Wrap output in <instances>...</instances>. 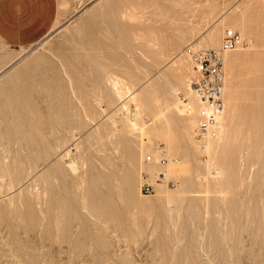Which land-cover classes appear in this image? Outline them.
<instances>
[{"label":"rangeland","instance_id":"obj_1","mask_svg":"<svg viewBox=\"0 0 264 264\" xmlns=\"http://www.w3.org/2000/svg\"><path fill=\"white\" fill-rule=\"evenodd\" d=\"M55 14L0 71V264H264V0H50ZM225 28L247 45L224 54V144L204 164L189 52ZM112 80L136 89L137 126ZM158 145L178 183L144 195Z\"/></svg>","mask_w":264,"mask_h":264},{"label":"built area","instance_id":"obj_2","mask_svg":"<svg viewBox=\"0 0 264 264\" xmlns=\"http://www.w3.org/2000/svg\"><path fill=\"white\" fill-rule=\"evenodd\" d=\"M244 44V40L238 31L225 28L222 32L218 48L190 51L192 76L189 87L194 95L197 106L195 138L201 143L206 138L217 136L218 117L224 109V63L223 54L234 50ZM203 159L206 157L202 155ZM168 162L164 155L163 147L157 146V155L147 154L143 163L147 166L163 167ZM178 180L170 177L165 169L154 173L143 171L140 174V191L149 195L155 192L157 184L175 186Z\"/></svg>","mask_w":264,"mask_h":264},{"label":"crops","instance_id":"obj_3","mask_svg":"<svg viewBox=\"0 0 264 264\" xmlns=\"http://www.w3.org/2000/svg\"><path fill=\"white\" fill-rule=\"evenodd\" d=\"M55 18L50 17V0H0V71L20 47L24 51L51 33Z\"/></svg>","mask_w":264,"mask_h":264},{"label":"bare ground","instance_id":"obj_4","mask_svg":"<svg viewBox=\"0 0 264 264\" xmlns=\"http://www.w3.org/2000/svg\"><path fill=\"white\" fill-rule=\"evenodd\" d=\"M133 16V15H132ZM220 17H221V15H220ZM133 18V17H132ZM223 32V31H222ZM211 33V32H210ZM214 33V32H213ZM135 35V34H134ZM221 36H222V34H221ZM211 37V36H210ZM145 38V37H144ZM216 38V37H215ZM243 38V37H242ZM208 40V39H207ZM220 40H221V38H220ZM243 40H244V44L243 45H247V41L243 38ZM146 41H148V40H146ZM157 41V40H156ZM206 41V40H205ZM209 41V40H208ZM215 41H216V39H215ZM152 43V41H151V39H150V41H149V43ZM158 42V41H157ZM144 43H146V42H144ZM148 43V44H149ZM147 44V43H146ZM159 44H161V43H159ZM214 44H215V42H214ZM219 44H220V42H219ZM145 45V44H144ZM153 45H155L154 44V42H153V44H152V47H153ZM242 45V46H243ZM147 46V45H146ZM156 46V45H155ZM162 46V45H161ZM160 46V47H161ZM211 46V45H210ZM219 46V45H218ZM218 46L216 47V48H218ZM242 46H240V47H242ZM148 47V46H147ZM146 47V48H147ZM239 48V47H238ZM238 48H236V49H238ZM152 49V48H151ZM155 49V48H154ZM209 49H213V48H209ZM164 50V49H163ZM235 50V49H234ZM153 51V50H152ZM230 51H232V50H230ZM159 52V51H158ZM162 52V51H161ZM227 52H229V51H227ZM227 52H225V53H227ZM224 53V54H225ZM224 54H223V63H224V58H225V56H224ZM154 55V54H153ZM158 56V55H157ZM231 59H233V58H231ZM14 60H12L8 65H10L12 62H13ZM233 61V60H232ZM180 62V61H179ZM235 62V61H234ZM8 65H6L2 70H4ZM175 66V65H174ZM179 66V65H178ZM177 66V69L179 68ZM183 66V65H182ZM177 69H176V71H177ZM1 70V71H2ZM179 70H181V72H182V69H179ZM174 71H175V69L173 70V74H174ZM175 71V72H176ZM185 72V71H184ZM183 72V73H184ZM130 74V73H129ZM172 74V73H171ZM177 75H178V72H177ZM184 75H185V73H184ZM184 75H183V77H184ZM109 76V75H108ZM179 76H180V74H179ZM192 76V75H191ZM191 76H190V78H191ZM111 77V76H110ZM129 77V76H128ZM133 77V76H132ZM130 78H131V76H130ZM129 78V79H130ZM190 78H189V80H190ZM118 79V78H117ZM132 79V78H131ZM136 79V78H135ZM166 79H168V78H165L164 80H166ZM179 79H181V78H179ZM224 79H225V77H224ZM133 80V79H132ZM170 80V79H169ZM183 79H181V81H182ZM120 81V80H119ZM118 80H112V81H110V82H112V89H114V91H112V92H114L113 93V97L114 96H116V97H118V98H122V95H124V94H126V96H124V98L126 97L127 98V102H129L128 104H133V107H134V112H133V120H134V122H132V126H137V124H136V120H137V118L139 119V115H140V111H141V109H140V107L138 106L139 104H137L138 102H137V99H136V89H132V88H130V87H128L125 83H122V82H119ZM122 81V80H121ZM145 81V80H144ZM183 81H185V80H183ZM179 82V81H178ZM149 83V82H148ZM180 83V82H179ZM183 83V82H182ZM181 83V84H182ZM177 85H178V83H177ZM183 85V84H182ZM167 86V85H166ZM184 86H185V83H184ZM183 86V87H184ZM188 86H189V81H188ZM147 87V86H146ZM185 87H187V86H185ZM152 88H154V87H152ZM169 88V87H168ZM179 88V87H178ZM178 88H177V90H178ZM148 89V88H147ZM170 89V88H169ZM174 89V88H173ZM224 90H225V83H224ZM111 91V90H110ZM109 91V92H110ZM188 91H189V96H191L192 98H193V100H194V102L196 103V105L198 104V102L196 101V99H195V97H194V95L192 94V92H191V90H190V87H188ZM112 92H111V94H112ZM150 92V91H149ZM168 92H169V90H168ZM177 92V91H176ZM144 93V92H143ZM153 93V92H152ZM151 93V95H153L154 96V94H152ZM170 93H171V95H172V91L170 90ZM224 93H225V91H224ZM110 94V95H111ZM145 94V93H144ZM169 94V93H168ZM174 94V93H173ZM170 96V95H169ZM106 97H108V96H106ZM111 97H112V95H111ZM112 97V98H113ZM147 96L145 95V98H146ZM171 97V96H170ZM115 98V97H114ZM114 98H113V100H114ZM153 98H155V96L153 97ZM172 98H173V96H172ZM223 98H224V109H225V106H226V104H225V95L223 94ZM100 99V98H99ZM117 99V98H116ZM143 99V98H142ZM185 98L183 97V100H184ZM97 100V99H96ZM106 100V99H105ZM139 100H140V98H139ZM150 100V99H149ZM154 100V99H153ZM159 100V99H158ZM107 101V100H106ZM146 101H148V100H146ZM191 101V100H190ZM226 101H227V99H226ZM108 102V101H107ZM115 102V101H114ZM120 102V101H119ZM142 102H143V100H142ZM149 102H151V101H149ZM156 102V101H155ZM166 102H168V101H166ZM170 102V101H169ZM227 102H229V101H227ZM89 103V102H88ZM140 103V102H139ZM148 103V102H147ZM230 103V102H229ZM151 104V103H150ZM153 104V103H152ZM231 104V103H230ZM92 104L90 103V106H91ZM125 103H123V107L124 108H126L125 107ZM156 105V104H155ZM158 105V104H157ZM156 105V106H157ZM166 106V105H165ZM164 106V107H165ZM175 106L177 107V112H178V115L180 116V117H182L183 119L185 118V117H187V116H189V115H191V111L193 110V106H192V104L190 103V102H186V103H182V104H180L179 102L178 103H176L175 105H174V108H175ZM198 106V105H197ZM123 107H122V109H123ZM144 107V106H143ZM143 107H141V108H143ZM146 107V106H145ZM144 107V108H145ZM158 107V106H157ZM171 107V106H170ZM163 108V107H162ZM165 109V108H164ZM224 109H223V112L221 113V115L218 117V125H217V136L216 137H214V138H206L205 139V141H203V142H201L203 145H204V147H201L200 146V142L197 140V143H198V146H199V149L201 150V153H203V155L205 154L206 155V159L204 160V164H206V162H207V164H208V152H209V149H210V147H209V140L211 139V144H212V151H213V153L215 152L216 153V151H217V149H218V146H219V144L220 143H223L222 142V138H223V136H224ZM232 109V108H231ZM167 110V109H166ZM173 110V109H172ZM196 110H197V108H196ZM162 111V110H161ZM164 111V110H163ZM162 111V112H163ZM169 111V110H168ZM142 112V111H141ZM160 112V111H159ZM156 113V112H155ZM157 113H158V111H157ZM156 113V114H157ZM192 113H193V111H192ZM196 113V114H195ZM194 114H195V126H196V115H197V111L195 112ZM154 114V113H153ZM226 114H227V112H226ZM193 115V114H192ZM191 115V116H192ZM157 116V115H156ZM155 116V117H156ZM190 116V117H191ZM194 116V115H193ZM230 116H232V115H230ZM234 116V115H233ZM162 117V116H161ZM190 117H189V119H188V117H187V120H191L190 119ZM228 117V116H227ZM235 117V116H234ZM147 118V117H146ZM192 118V117H191ZM226 118V117H225ZM232 119H233V117H231ZM148 119V118H147ZM130 120H131V118H130ZM193 120V121H194ZM230 120V119H229ZM154 121H156L155 119H154ZM153 121V122H154ZM193 121H191V122H193ZM227 122H228V120H226ZM232 121V120H231ZM139 122V121H138ZM183 123V122H182ZM194 123V122H193ZM129 124V123H128ZM227 124V123H226ZM229 124V123H228ZM230 125H231V123H230ZM229 125V126H230ZM129 126H131L130 124H129ZM131 126V127H132ZM185 126V124L183 123L182 124V127H184ZM194 126V125H193ZM195 126H194V128H195ZM142 127V126H141ZM137 128V127H136ZM151 128V127H150ZM190 128V127H189ZM131 129V128H130ZM140 130H139V132H140V134H141V136H143V135H145V133H144V131H145V129H143V128H139ZM191 129V128H190ZM189 129V130H190ZM232 129H233V127H232ZM126 130V129H125ZM135 130V129H134ZM183 130V129H182ZM49 131H50V129H49ZM132 131H133V128H132ZM187 131V130H186ZM191 132H192V129L190 130ZM194 131V130H193ZM225 131H226V129H225ZM48 132V131H47ZM135 132H137V131H135ZM147 132V131H146ZM184 132V131H183ZM189 132V131H188ZM188 132H186V133H188ZM190 132V133H191ZM148 133V132H147ZM146 133V135L147 136H149L148 134ZM48 134H49V132H48ZM145 135V136H146ZM184 137H186L184 134H182ZM189 135V134H188ZM227 135H229L228 134V131H227ZM234 135V134H233ZM140 136V135H139ZM138 136V137H139ZM166 136V135H165ZM190 136H191V134H190ZM189 136V137H190ZM193 136V135H192ZM47 137H48V135H47ZM50 137V136H49ZM167 137V136H166ZM194 137H195V133H194ZM233 137V136H232ZM235 137V136H234ZM234 137H233V139H234ZM77 138V137H76ZM187 138V137H186ZM48 139V138H47ZM75 139V138H74ZM73 139V140H74ZM232 139V138H231ZM230 139V140H231ZM43 140V139H42ZM53 140V139H52ZM140 140V139H139ZM189 140V139H188ZM191 140V139H190ZM59 141V140H58ZM58 141H57V143H58ZM187 141V140H186ZM192 141V140H191ZM194 141V140H193ZM193 141H192V143H193ZM140 142V141H139ZM62 143V142H61ZM141 144H142V142H140ZM140 144V145H141ZM224 144V143H223ZM225 145H226V143H225ZM224 145V146H225ZM223 146V147H224ZM59 147V146H58ZM220 147V146H219ZM211 149H210V152L212 153V151H211ZM224 149V148H223ZM222 149V150H223ZM226 149H229V148H226ZM49 150H51V149H49ZM60 150V149H59ZM142 150V149H141ZM163 150H164V155H165V157L167 158V152H166V150L163 148ZM221 150V151H222ZM55 151H56V149H55ZM220 151V152H221ZM227 151V150H226ZM229 151V150H228ZM66 152V151H65ZM64 152V153H65ZM141 152V151H140ZM219 152V151H218ZM61 153V152H60ZM69 153V152H68ZM59 154V153H58ZM58 154H57V156H58ZM140 154V153H139ZM148 154H150V153H148ZM67 154H65V156H66ZM69 155V154H68ZM147 155V154H146ZM153 155H155V154H153ZM221 155H222V153H221ZM225 155V154H224ZM210 156V155H209ZM214 156H216V155H214ZM213 156V157H214ZM6 157V156H5ZM56 157V156H55ZM3 159H4V157H2ZM2 158H1V160H2ZM62 158V157H61ZM59 159V158H58ZM210 159H211V157H210ZM63 160V159H62ZM74 160V159H73ZM73 160H71L70 159V162L71 161H73ZM212 161H213V158H212ZM212 161H211V164H212ZM23 162V161H22ZM213 162H215V161H213ZM218 162V161H217ZM235 162V161H234ZM60 163V162H59ZM72 163V162H71ZM74 163V162H73ZM22 164V163H21ZM75 164V163H74ZM69 165H70V163H69ZM74 166V165H73ZM69 167V166H68ZM155 167H158V166H155ZM165 167H166V169H165ZM63 168V167H62ZM72 168H74V167H72ZM159 168V170H161V169H165L166 170V172H170V174H175V175H178L180 172H181V169H180V165H179V162H177V160L175 159V158H169L168 159V162L166 163V165L165 166H163V167H158ZM65 169V168H64ZM76 169V168H75ZM153 169V168H152ZM232 169V168H231ZM14 173V172H13ZM76 173H77V171H76ZM75 173V174H76ZM154 173V172H153ZM219 174H221L220 172H218ZM168 174V173H167ZM217 174V170L215 169V168H212L211 167V169L209 170V176H215ZM13 175H15V174H13ZM12 175V176H13ZM169 175V174H168ZM9 176H10V174H9ZM11 176V177H12ZM77 176V175H76ZM170 177H172V178H175V177H173V176H171V175H169ZM217 176H220V175H217ZM221 179V178H220ZM218 180V179H217ZM11 181V180H10ZM19 181V180H18ZM34 181V180H33ZM221 181V180H220ZM219 181V182H220ZM1 182V181H0ZM20 182H22V181H20ZM216 182V181H215ZM2 183V182H1ZM0 183V184H1ZM36 183V182H35ZM217 183V182H216ZM11 184V183H10ZM12 184H14V183H12ZM15 184H17V183H15ZM14 184V185H15ZM221 184H222V182H221ZM19 185V184H18ZM157 185H159L160 186V184H157ZM156 185V186H157ZM165 185V184H164ZM214 185H216V184H214ZM225 185V184H224ZM224 185H221L222 187H224ZM32 186V185H31ZM156 186H155V189H156ZM0 187H2V186H0ZM28 187V186H27ZM175 187V186H174ZM206 187V186H205ZM217 187H218V184H217ZM220 187V186H219ZM221 187V188H222ZM209 188V187H208ZM214 188H216L215 186H214ZM138 189V188H137ZM136 189V190H137ZM139 190V189H138ZM202 191H203V188L201 189ZM217 190H219V189H217ZM205 191V190H204ZM31 192V191H30ZM35 192H37V191H35ZM207 192V191H206ZM220 192V191H219ZM224 192V191H223ZM220 194H222V193H220ZM144 195H146V194H144ZM181 195V194H180ZM180 195H179V198H180ZM177 196V195H176ZM203 196V195H202ZM219 196H221V195H219ZM205 197H206V195H205ZM178 198V199H179ZM161 199V198H160ZM203 199V198H202ZM220 199V198H219ZM204 200H205V198H204ZM179 201V200H178ZM219 201V200H218ZM221 201H222V199H221ZM168 202H170V201H168ZM177 202V201H176ZM166 205H168V204H166ZM164 207V206H163ZM166 208V207H165ZM169 207H167V209H168ZM166 212V211H165ZM168 213H170L169 211H168ZM166 214V213H165ZM168 215V214H167ZM171 215V214H170ZM168 218V217H167ZM170 221H171V216H170Z\"/></svg>","mask_w":264,"mask_h":264}]
</instances>
